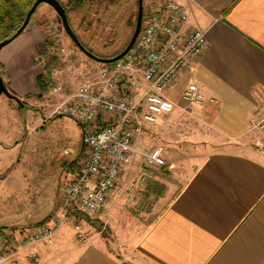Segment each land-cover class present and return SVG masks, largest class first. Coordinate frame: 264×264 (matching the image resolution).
<instances>
[{
    "label": "crops",
    "instance_id": "obj_1",
    "mask_svg": "<svg viewBox=\"0 0 264 264\" xmlns=\"http://www.w3.org/2000/svg\"><path fill=\"white\" fill-rule=\"evenodd\" d=\"M175 1L186 9L184 28L204 29L208 44L168 89L175 102L170 113L197 115L208 124L202 134L209 138L250 134L251 118L264 113V0ZM52 10L41 4L24 31L0 50L1 75L17 96L37 93L34 47L44 41V14L53 18ZM189 81L216 102L188 106L181 92ZM2 212L0 205V218ZM68 229H59L50 245L33 246L34 257L20 254L4 264H264V159L208 152L155 218L130 237L122 257L102 237L71 241Z\"/></svg>",
    "mask_w": 264,
    "mask_h": 264
},
{
    "label": "rangeland",
    "instance_id": "obj_2",
    "mask_svg": "<svg viewBox=\"0 0 264 264\" xmlns=\"http://www.w3.org/2000/svg\"><path fill=\"white\" fill-rule=\"evenodd\" d=\"M166 1L143 0V14ZM44 15V36L51 43L46 50L57 56V72L52 70L53 82L65 83L78 73L88 77L93 75L102 63L79 50L64 32L55 11H51L53 18ZM136 17L137 0H94L87 10L71 14L70 23L88 50L108 58L127 45ZM57 31L67 49L64 55L56 51L53 34ZM38 55L34 54V63L40 74L44 59L38 61ZM68 61L76 65L78 71L75 74L65 68ZM127 84L125 78L120 82L122 87ZM15 96L21 104L0 94V205L3 211L0 225L17 221L16 226H8L7 230L36 226L46 213L57 212L62 200L61 185L79 171L78 163L83 155L81 135L84 126L72 118L51 115L58 97H49L48 89L42 91L39 88L37 93ZM190 117L166 114L158 122L146 124L139 141L138 136L135 138L138 150L161 147L164 165L148 168L143 157L136 153L101 212L87 213L77 208L70 211L71 214L79 213L74 219L81 222L88 239L104 238L122 257L130 237L155 218L208 152L230 150L264 159V138L259 129L253 128L250 134L236 139L217 135L209 138L202 134L209 128L208 124L197 115ZM140 176L143 180L139 183ZM71 221H66L62 227L69 228L70 240L78 243ZM124 264H130V261Z\"/></svg>",
    "mask_w": 264,
    "mask_h": 264
},
{
    "label": "built area",
    "instance_id": "obj_3",
    "mask_svg": "<svg viewBox=\"0 0 264 264\" xmlns=\"http://www.w3.org/2000/svg\"><path fill=\"white\" fill-rule=\"evenodd\" d=\"M187 18L182 4L168 0L160 8L143 14L135 42L122 58L111 65L102 63L89 77L78 73L65 83H52L48 96L58 97L59 101L53 105L51 115L72 118L85 127L81 135L83 155L78 163L79 171L62 183L60 207L46 221L36 226L3 230L0 264L20 254L34 257L31 248L36 244H52L66 221L72 220L75 239L87 243L81 222L70 211L77 208L87 213L101 212L136 153L143 157L148 168L165 164L161 147L138 150L135 138L146 124H153L158 117L172 111L175 102L167 95L168 89L205 52L206 31L184 28ZM53 38L57 54H66L60 32H54ZM43 59L38 55V61ZM65 68L73 74L78 71L70 61L65 63ZM52 70L57 72V67ZM124 78L129 84L122 87L120 82ZM181 97L190 107L216 102L214 97H205L191 81L183 88ZM250 124L264 138V113L251 118ZM142 180L140 176L139 183Z\"/></svg>",
    "mask_w": 264,
    "mask_h": 264
},
{
    "label": "trees",
    "instance_id": "obj_4",
    "mask_svg": "<svg viewBox=\"0 0 264 264\" xmlns=\"http://www.w3.org/2000/svg\"><path fill=\"white\" fill-rule=\"evenodd\" d=\"M33 1L34 0H0V41L13 36V34L16 32V30L21 26V24L25 18L26 12L31 7ZM93 1L94 0H59L60 4L62 5V7L66 11L70 26H71L70 15L73 13H76V11H78V10H87L89 5L91 3H93ZM40 5L41 4H39L38 7ZM38 7L36 8L33 15L31 16L30 21L32 20V17L36 13ZM72 30L75 32V30L73 28H72ZM75 34H76V32H75ZM79 40H80V38H79ZM80 42L82 43L81 40H80ZM50 45H51V43L47 40V38H45L43 42H41L40 44H38V46H35V48H34V54L37 53L39 55L44 56L43 57L44 58L43 72L36 76V86L42 91L49 89V87L53 83V81H52V69L56 65L57 56L50 55L47 52L46 49L49 48ZM118 53H116V54H118ZM116 54H114V55H116ZM109 57H112V56H109ZM111 64H113V63H108V65H111ZM0 72H1V68H0ZM83 129H85V127ZM72 214L76 218L79 217V213H77L75 211L72 212ZM49 216L50 215L46 216L39 223L46 221L49 218ZM6 229H7L6 227L0 226V234L3 232V230H6Z\"/></svg>",
    "mask_w": 264,
    "mask_h": 264
},
{
    "label": "water",
    "instance_id": "obj_5",
    "mask_svg": "<svg viewBox=\"0 0 264 264\" xmlns=\"http://www.w3.org/2000/svg\"><path fill=\"white\" fill-rule=\"evenodd\" d=\"M48 4L58 15L60 22H61V26L64 30V32L67 34V36L71 39V41L79 48L80 51H82L85 55H87L88 57L100 62V63H112L120 58H122L125 53L133 46L135 39L139 33L140 27H141V21H142V16H143V0H137V17H136V24L133 30V33L130 37L129 42L127 43V45L123 48V50L121 52H119L118 54L112 56V57H108V58H104V57H100L97 56L95 54H93L92 52H90L88 49H86V47L80 42L78 36L75 34V32L72 30L68 18H67V14L65 9L62 7V5L60 4L59 0H34L31 7L28 9V11L26 12L25 18L21 24V26L16 30V32L13 34V36H11L10 38H6L2 41H0V50L7 45L8 43H10L15 37H17L19 34H21V32L24 31V29L27 27V25L29 24L30 18L33 15L34 11L36 10V8L38 7L39 4ZM0 94H5L7 97L15 100L17 103L21 104V101L18 97H16L15 95H13L8 88L6 87L3 77L1 75L0 72Z\"/></svg>",
    "mask_w": 264,
    "mask_h": 264
}]
</instances>
